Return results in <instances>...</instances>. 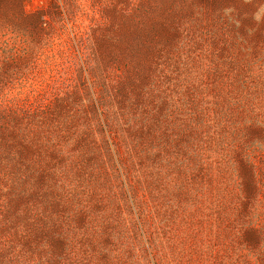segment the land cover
<instances>
[{"label": "rangeland", "instance_id": "rangeland-1", "mask_svg": "<svg viewBox=\"0 0 264 264\" xmlns=\"http://www.w3.org/2000/svg\"><path fill=\"white\" fill-rule=\"evenodd\" d=\"M0 264H264V0H0Z\"/></svg>", "mask_w": 264, "mask_h": 264}]
</instances>
